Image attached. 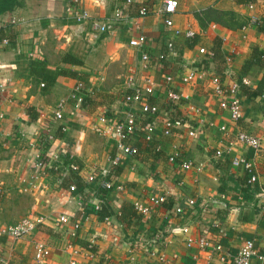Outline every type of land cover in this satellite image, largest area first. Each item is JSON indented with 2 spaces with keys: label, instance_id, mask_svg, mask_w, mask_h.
<instances>
[{
  "label": "crops",
  "instance_id": "0c3cea01",
  "mask_svg": "<svg viewBox=\"0 0 264 264\" xmlns=\"http://www.w3.org/2000/svg\"><path fill=\"white\" fill-rule=\"evenodd\" d=\"M75 1L88 12L89 21L78 23L68 15L69 0H11L12 8L0 12V225H14L27 216L42 219L23 239L0 236V264H40L34 257L38 243L50 250L44 264H153L151 252L162 256L164 264H222L199 248L201 238L220 241L231 255L251 239L264 256V89L262 96L252 97L240 88L246 79L248 85L242 86L255 91L264 76V0L248 5L176 0L172 27L165 26L161 13L166 0ZM208 10L233 11L245 24L231 29L209 19L201 26L199 19ZM251 17L257 24L249 23ZM93 23L110 28L101 34ZM187 31L194 37L186 38ZM140 36L145 44L131 47L130 41ZM169 42L176 56L156 63ZM144 53L153 60L148 70L141 67ZM66 54L82 64L64 63ZM226 57H231L230 65ZM34 61H44L45 72L55 77L47 92L32 77ZM183 65L204 69L207 76L185 83ZM167 76L173 81L167 83ZM213 76L225 85H239V121L220 109ZM129 78L141 89V103L124 102L135 89ZM146 79L153 83L151 95L143 90ZM78 84L81 104L71 97ZM169 90L188 98L171 103ZM60 103L62 117L56 119ZM143 103L157 108L154 117L141 111ZM130 115L138 129L122 142L137 149L134 156L121 155L113 136ZM165 118L181 119L183 126L165 136ZM149 123L156 127L147 141L142 128ZM190 130L194 136L188 135ZM237 132L260 138L262 149L255 152L237 142ZM37 155L44 157L45 175L23 193L27 185L22 181L35 173ZM117 155L120 164L109 175L114 185L107 190L100 172ZM236 158L252 163L254 185L247 183L244 168L232 165ZM186 162L191 163L189 170L183 168ZM91 175L95 180L89 182ZM71 186L76 191L69 192ZM150 196L165 202L151 205ZM189 199L194 207H188ZM98 201L110 214L104 220L94 211ZM135 203L148 207V213L137 211ZM178 207L183 213H176ZM62 215L67 222L60 221ZM181 227L188 228V235H182ZM187 238L193 240L191 246ZM68 244L81 254L71 256Z\"/></svg>",
  "mask_w": 264,
  "mask_h": 264
},
{
  "label": "built area",
  "instance_id": "2783aa9c",
  "mask_svg": "<svg viewBox=\"0 0 264 264\" xmlns=\"http://www.w3.org/2000/svg\"><path fill=\"white\" fill-rule=\"evenodd\" d=\"M66 11L68 15H70L72 18H74L78 23H85L90 20V16L88 12L83 9L80 4L75 1V0H69L67 6H66ZM178 7V3L176 0H166L164 1L162 8H161V13L164 16V24L167 27H172L173 22L172 19L170 18L172 15L175 14L176 10ZM249 8H252V5H249ZM145 12L142 10L140 11V15H144ZM119 15V14H117ZM258 20L255 17H251L249 19V23L251 25L257 24ZM93 27L95 30H97L99 33H105L110 26L107 24H97L93 23ZM181 34L178 30H175V35ZM186 38H193L194 34L191 31H187L185 34ZM146 42V39L144 36H140L136 39H133L130 41L129 45L131 47H136L140 48L142 47ZM3 44H7V40L2 41ZM200 54H205L204 49L199 50ZM176 56V52L174 51V46L172 42H169L167 44V52L165 54H161L157 58L156 63H162L169 58H172ZM231 57H226L225 62L226 65L231 64ZM141 67L143 70H148L153 63V60L147 55V54H142L141 56ZM184 68V75L181 77L183 82L185 83H191L195 80H200L203 79L207 76V72L204 69H192L189 68L187 69L185 65H183L182 69ZM167 83L172 82L173 78L171 76L166 77ZM128 84L130 86H134V83L131 78L128 79ZM211 84H212V90L213 93L216 97L219 98V107L223 111H227L229 113V116L232 121L237 122L241 118L242 114V105L240 101V88L239 85L233 84V85H225L220 77L218 76H213L211 77ZM242 85H248V81L246 79L241 80ZM40 86H43L42 84ZM134 93L130 95H126L124 98V102L129 104V103H141L143 100V95L141 92V89L139 87L134 86ZM3 87L0 85V90H2ZM145 95H151L153 93V83L149 80L146 79L145 85L143 87ZM82 90H81V84H78L74 92L72 93V99L76 101L77 104H81L83 102V96L81 95ZM168 100L171 103H179L183 100H187V96L173 91L169 90L167 94ZM62 108H63V103H60L58 106V110L55 113V118L56 119H61L62 115ZM141 111L151 117H154L157 113V108L154 106H149L146 103L142 104ZM100 121L102 122H107V119L105 117H101ZM163 125V134L165 136H169L172 134L173 130L176 128H180L183 126V122L181 119H169L165 118L162 121ZM156 124L155 123H149L148 125L144 126L142 130L145 133V140L149 141L152 138V135L154 133ZM138 129V126L135 122V119L133 116H128L127 119L125 120L124 125H117L115 128V132L113 134L114 137L118 139V145L117 149L121 155H130L134 156L138 153L137 149L131 146H128L124 144L122 141L125 138V136L130 135L134 133ZM221 130H225L224 127H221ZM194 131L190 130L188 135L189 136H194ZM236 141L243 143L247 145L249 148L253 149L255 152H259L262 149V143L261 139L253 136L251 134H247L244 132H237L236 133ZM49 140H52V138H49ZM219 154V152H217ZM172 160V159H171ZM44 157L41 155L36 156V161L33 165V169L35 173L31 176L29 181L23 180L22 183L26 184V187H22L21 191L23 193H29L30 188H34L37 186V184L40 182L42 177L45 175L44 170H45V162H44ZM120 164V156L117 155L115 156L112 161L110 162L109 168L103 169L100 173L103 176V181H101V186L104 189L107 190H112L114 183L112 181L108 180L109 175H111L112 172H115V169L119 166ZM232 165L235 167H242L248 174V180L247 183L249 185H254L257 181L256 175L253 173V165L250 163L248 160L244 158H236L233 159ZM183 168L186 170H189L191 168V163L186 162L183 163ZM74 170L76 168H73ZM89 182H92L95 180V176L91 175L88 178ZM42 187V186H41ZM76 191L75 186L69 187V192H74ZM147 202L151 205H161L162 203L165 202L164 197H148ZM99 201L96 202L94 211L99 210ZM188 207H194L195 206V201L192 199H189L187 201ZM134 207L137 211H140L142 213H148V207L141 205L140 203H135ZM176 213L181 214L183 213V209L178 207L176 208ZM261 211L264 212V203L261 206ZM41 218H34L31 216H27L24 219H22L20 222L14 225H0V236H4L13 240H20L23 239L29 235H31L37 225L41 222ZM61 222H67L68 217L65 215H62L60 217ZM79 224H75L73 226L74 229L79 228ZM181 233L182 235L186 236L188 235V228L187 227H181ZM187 245L191 246L193 240L191 238H187ZM198 246L200 249L208 251L210 256L209 259H211L212 256H216V259L220 263H231V264H252L253 260H256L259 262V264H264V256L261 255L257 249L254 246V241L251 239H246L243 241L242 246L239 248L237 253L235 255H231L223 246V244L218 241V242H210L205 238H201L198 240ZM155 244V243H154ZM66 251L71 254V256H79L81 254V250L77 247H75L72 244H68L66 246ZM50 255V250L49 248L41 243H38L35 245V250H34V257L35 260L40 263L44 264V259H46ZM150 256L152 258L153 264H164V258L162 256L157 255L155 252H151ZM69 264H77L75 260H72Z\"/></svg>",
  "mask_w": 264,
  "mask_h": 264
},
{
  "label": "trees",
  "instance_id": "16d2710c",
  "mask_svg": "<svg viewBox=\"0 0 264 264\" xmlns=\"http://www.w3.org/2000/svg\"><path fill=\"white\" fill-rule=\"evenodd\" d=\"M8 1H11V0H0V12L3 10H10L12 8L11 5L10 6L8 5ZM233 1L237 5H248V4H253L256 2V0H233ZM203 16L204 18L202 17L201 19H199L201 26H204V20H209V19L213 21H217L223 26L231 28V29L240 28L245 24V21L241 19L240 16L233 11L218 12L215 10H208L205 12ZM260 57L264 60V55L262 53ZM62 61L64 63H72L75 65L82 64L80 60L75 59L74 57L68 54L64 55V57L62 58ZM45 68H46V63L44 61H34L32 64V70H31L32 77L37 82H41L44 84V86L42 87V92H47L55 81V77L48 75L45 72ZM222 72L223 74L226 73V68L224 66H223ZM59 73L66 74V72L63 70H60ZM240 85H241L240 88H241L242 94L247 95V96H252V97L258 96V95L262 96L263 89H264V76L262 77L259 83V86L255 91H250L248 90V88L242 86L241 81H240ZM262 111L264 112V102H263ZM104 191H107V190H104ZM97 215L100 220H104L106 217L110 216L109 212L107 211V208L102 205L99 206Z\"/></svg>",
  "mask_w": 264,
  "mask_h": 264
}]
</instances>
